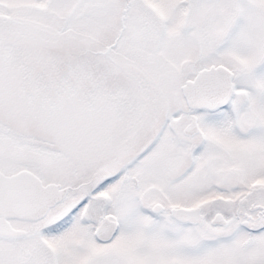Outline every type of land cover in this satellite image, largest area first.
Instances as JSON below:
<instances>
[{
  "label": "snow or ice",
  "instance_id": "snow-or-ice-1",
  "mask_svg": "<svg viewBox=\"0 0 264 264\" xmlns=\"http://www.w3.org/2000/svg\"><path fill=\"white\" fill-rule=\"evenodd\" d=\"M0 264H264V0H0Z\"/></svg>",
  "mask_w": 264,
  "mask_h": 264
}]
</instances>
